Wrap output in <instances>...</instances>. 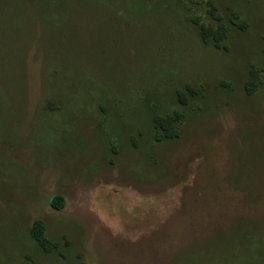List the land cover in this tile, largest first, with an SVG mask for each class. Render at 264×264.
I'll list each match as a JSON object with an SVG mask.
<instances>
[{"label":"rangeland","instance_id":"rangeland-1","mask_svg":"<svg viewBox=\"0 0 264 264\" xmlns=\"http://www.w3.org/2000/svg\"><path fill=\"white\" fill-rule=\"evenodd\" d=\"M0 264H264V0H0Z\"/></svg>","mask_w":264,"mask_h":264},{"label":"trees","instance_id":"trees-1","mask_svg":"<svg viewBox=\"0 0 264 264\" xmlns=\"http://www.w3.org/2000/svg\"><path fill=\"white\" fill-rule=\"evenodd\" d=\"M156 124L159 127H162L164 124L167 125L165 120H156ZM169 136V135H167ZM63 206V200L60 196H53L50 199V207L53 209H60ZM42 223L40 221H35L32 230V236L36 242L43 245V234H42Z\"/></svg>","mask_w":264,"mask_h":264}]
</instances>
